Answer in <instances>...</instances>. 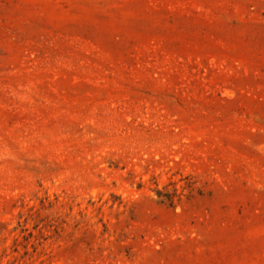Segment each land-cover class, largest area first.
<instances>
[{
    "label": "rangeland",
    "instance_id": "374dc122",
    "mask_svg": "<svg viewBox=\"0 0 264 264\" xmlns=\"http://www.w3.org/2000/svg\"><path fill=\"white\" fill-rule=\"evenodd\" d=\"M0 264H264V0H0Z\"/></svg>",
    "mask_w": 264,
    "mask_h": 264
},
{
    "label": "bare ground",
    "instance_id": "6f19581e",
    "mask_svg": "<svg viewBox=\"0 0 264 264\" xmlns=\"http://www.w3.org/2000/svg\"><path fill=\"white\" fill-rule=\"evenodd\" d=\"M229 96V95H228Z\"/></svg>",
    "mask_w": 264,
    "mask_h": 264
}]
</instances>
